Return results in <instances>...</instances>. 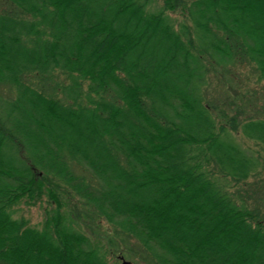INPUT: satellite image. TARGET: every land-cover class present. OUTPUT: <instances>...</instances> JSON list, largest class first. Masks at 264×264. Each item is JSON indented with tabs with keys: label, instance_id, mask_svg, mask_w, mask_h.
Instances as JSON below:
<instances>
[{
	"label": "trees",
	"instance_id": "trees-1",
	"mask_svg": "<svg viewBox=\"0 0 264 264\" xmlns=\"http://www.w3.org/2000/svg\"><path fill=\"white\" fill-rule=\"evenodd\" d=\"M3 1L0 264H107L82 210L143 264H264V112L233 73L264 83V0ZM42 197V228L12 217Z\"/></svg>",
	"mask_w": 264,
	"mask_h": 264
},
{
	"label": "rangeland",
	"instance_id": "rangeland-1",
	"mask_svg": "<svg viewBox=\"0 0 264 264\" xmlns=\"http://www.w3.org/2000/svg\"><path fill=\"white\" fill-rule=\"evenodd\" d=\"M4 1L0 0V13L5 10ZM160 3L155 2V4L150 7L151 11H155L159 9ZM171 19L177 25L179 22H183L185 20L182 14L178 12H174L169 14ZM248 65H238L233 68V73L239 76L241 80L242 89H240V93L242 95H246V99L250 100V102L255 105L256 109L260 112H264V83L257 82L256 75L252 72ZM212 80L208 85V94L210 97H217L218 99L222 98L224 95L225 90L228 91L223 84L221 83L220 77L211 76ZM66 80L65 76L59 75L57 72L47 79L46 84L50 86H58L62 82ZM43 83V82H42ZM51 90L53 91L52 87ZM57 95L59 92L56 93ZM231 96H233V92H229ZM207 100H210L207 97ZM219 101V100H218ZM220 103V101H219ZM261 110V111H260ZM232 137L234 141L244 150H246L249 154L257 156L262 155V152L259 146L252 141L247 140L243 137L240 131H234L232 133ZM264 188V168L260 170L257 175L251 176L247 182L244 189L248 191L255 190V188ZM260 195V193H259ZM256 195L255 198L252 196L253 204H258L264 210V199L263 202L260 200V196ZM259 196V197H258ZM256 200V201H255ZM67 201V200H66ZM48 202L45 197H42L39 202L35 205L30 206L23 202L15 204L12 208V217L18 220H24L29 227L31 228H42L43 220H44V213L46 210L52 208L51 206L47 205ZM72 210L77 206L76 199L70 200L68 199L66 204ZM77 211L80 212L79 206H77ZM86 210V209H85ZM88 212V211H87ZM81 216H78V221L80 227L84 229L86 234H90L93 232L99 235V244H101L104 249L106 250L104 253L107 264H122L123 261L128 262L129 264H143L139 261L138 258L133 257L132 255H128V251L126 250L125 246L120 243V238L114 235V231L106 224V222L101 218H95L93 215L86 216L85 211H81ZM90 230V232H89ZM103 249V250H104Z\"/></svg>",
	"mask_w": 264,
	"mask_h": 264
},
{
	"label": "water",
	"instance_id": "water-1",
	"mask_svg": "<svg viewBox=\"0 0 264 264\" xmlns=\"http://www.w3.org/2000/svg\"><path fill=\"white\" fill-rule=\"evenodd\" d=\"M122 264H129L128 262H125V261H123V263Z\"/></svg>",
	"mask_w": 264,
	"mask_h": 264
}]
</instances>
